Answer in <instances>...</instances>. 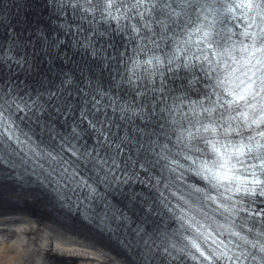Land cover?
Returning a JSON list of instances; mask_svg holds the SVG:
<instances>
[{"label": "snow or ice", "instance_id": "obj_1", "mask_svg": "<svg viewBox=\"0 0 264 264\" xmlns=\"http://www.w3.org/2000/svg\"><path fill=\"white\" fill-rule=\"evenodd\" d=\"M104 2L106 3L104 11L109 19L117 22L115 31L120 34L126 31L135 35L154 34L156 28L166 34L169 23L173 22L174 17L181 15V12L171 7V0H104ZM177 2L181 5H194L198 0ZM241 6L247 8L248 12L256 9L254 16L247 17L245 13L248 22L244 31L239 34L242 37L239 41L241 55L238 59L233 58L236 67L226 80L224 96L218 97L210 108L203 109L202 118L196 119L193 124L194 131H188L187 139L189 145L194 140L201 141L204 144L202 150L212 155L214 159L210 166L206 161L202 163L218 183L226 182L230 188L234 187L235 191H244L245 195L264 197V102L259 105L253 103L261 93L254 90L256 81L248 77L253 58L256 65L264 66V7H261L258 0H241L237 7ZM83 11L87 12L88 9ZM121 21L125 23L121 24ZM253 27L257 31H251ZM194 36L197 37L195 41L197 46L205 41L211 45L219 37V33L213 36L207 28L197 26L187 34L184 43L191 44ZM44 38L46 37L41 39ZM56 43L57 41H52V44ZM252 75L255 76V72ZM242 77H248L251 82L246 83ZM261 85V91L264 92V76L261 77ZM74 108L75 105H67V113L71 115ZM3 119V113L0 112V121ZM106 119L104 109L95 99L92 100L91 107L81 102L79 117L69 125L70 132L65 137L67 151L76 156L77 152L73 150L75 145L72 142H79L89 133L97 142L103 140L107 144ZM4 131L9 132L8 139H12L10 124L7 128H0V147H3ZM193 246L199 249L195 243ZM260 248L264 251V245H260Z\"/></svg>", "mask_w": 264, "mask_h": 264}, {"label": "bare ground", "instance_id": "obj_2", "mask_svg": "<svg viewBox=\"0 0 264 264\" xmlns=\"http://www.w3.org/2000/svg\"><path fill=\"white\" fill-rule=\"evenodd\" d=\"M17 1L13 24L40 20V0ZM107 238L60 213L36 188L16 186L0 174V264H131Z\"/></svg>", "mask_w": 264, "mask_h": 264}, {"label": "rangeland", "instance_id": "obj_3", "mask_svg": "<svg viewBox=\"0 0 264 264\" xmlns=\"http://www.w3.org/2000/svg\"><path fill=\"white\" fill-rule=\"evenodd\" d=\"M94 241H95V239H94Z\"/></svg>", "mask_w": 264, "mask_h": 264}]
</instances>
